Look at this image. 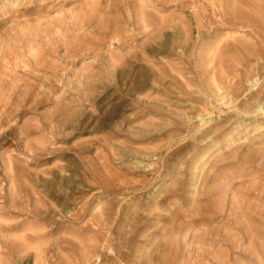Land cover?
<instances>
[{
    "label": "rangeland",
    "instance_id": "rangeland-1",
    "mask_svg": "<svg viewBox=\"0 0 264 264\" xmlns=\"http://www.w3.org/2000/svg\"><path fill=\"white\" fill-rule=\"evenodd\" d=\"M0 264H264V0H0Z\"/></svg>",
    "mask_w": 264,
    "mask_h": 264
}]
</instances>
